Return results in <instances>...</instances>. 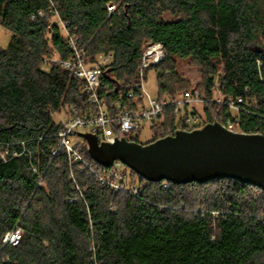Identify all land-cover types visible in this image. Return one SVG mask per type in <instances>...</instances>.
Segmentation results:
<instances>
[{"label":"trees","instance_id":"trees-1","mask_svg":"<svg viewBox=\"0 0 264 264\" xmlns=\"http://www.w3.org/2000/svg\"><path fill=\"white\" fill-rule=\"evenodd\" d=\"M110 4L120 15H109ZM60 22L86 49L87 65L112 56L99 70L113 114L118 102L132 106L126 93L145 45L161 43L159 97L190 89L175 65L189 59L201 70L202 97L212 99L216 83L224 99L242 97L249 107L237 117L240 131L264 133V0H0V25L12 33L0 48V264H264V189L233 178L149 181L131 169L134 196L102 183L115 181L114 168L95 162L85 140L73 145L94 173L60 146L65 125L54 116L93 111L85 80L47 63L75 57ZM203 117L232 120L215 103ZM158 126L185 129L171 110ZM160 129L146 144L161 139ZM16 229L20 243L5 245Z\"/></svg>","mask_w":264,"mask_h":264},{"label":"built area","instance_id":"built-area-1","mask_svg":"<svg viewBox=\"0 0 264 264\" xmlns=\"http://www.w3.org/2000/svg\"><path fill=\"white\" fill-rule=\"evenodd\" d=\"M107 10L109 15H120L119 7L115 4L108 5ZM59 24L65 31L68 44L75 51V57L62 61L55 56L54 59L47 61V63H59L71 71L73 75L85 80V90L88 94L89 103L93 106V111L90 114L73 115L67 123H64L65 128L58 134L61 138L60 146H64L75 160L82 162L93 173L91 164L84 161L79 150L74 147L70 140L75 134H78L81 128L86 130L85 133L96 135L100 143H114L115 138L133 141L134 138L129 139V136L139 132L143 123H149L150 128L159 130L161 128L158 126L159 121L167 110H171L186 129H179L178 131H194L209 124L203 117V109L206 104L215 103L226 107L232 116V120L224 126L231 131L243 133L239 129L237 117L241 111H247L249 104L242 97L224 99L217 83L213 88L214 96L212 99L202 97L196 87L184 90L173 96L164 95L159 97L158 95L155 98L151 97L145 87L146 76L149 71L166 59V50L161 43H148L145 45L142 51L138 82L131 86L126 93L127 100L132 102V106L128 107L123 105L122 102H118L113 107L115 111V114H113L103 96V91H107L108 88L102 86V74L99 70V65H108L112 60V56L103 57L97 65H87L86 49L79 50L77 47L78 38L69 34L64 23L60 22ZM257 62L261 65L260 61ZM176 132L173 134L162 128L160 129L161 139L174 136ZM122 165L120 161H117L112 166L114 170L111 176L115 179L114 182H110L107 178H100V180L102 183L112 186L116 191L130 190L134 196H137L138 188H129L127 186L124 189L121 186ZM165 188H168L167 185ZM21 239L22 233L19 229H16L7 233L3 242L5 245L17 246Z\"/></svg>","mask_w":264,"mask_h":264},{"label":"water","instance_id":"water-1","mask_svg":"<svg viewBox=\"0 0 264 264\" xmlns=\"http://www.w3.org/2000/svg\"><path fill=\"white\" fill-rule=\"evenodd\" d=\"M92 159L110 168L120 161L149 181L205 183L233 178L264 189V135L234 132L215 122L194 131L150 144L124 138L100 143L91 133H79Z\"/></svg>","mask_w":264,"mask_h":264},{"label":"rangeland","instance_id":"rangeland-1","mask_svg":"<svg viewBox=\"0 0 264 264\" xmlns=\"http://www.w3.org/2000/svg\"><path fill=\"white\" fill-rule=\"evenodd\" d=\"M164 19L166 21L174 20L173 17L170 16L169 14H166L164 16ZM52 21L57 22L58 20H57V18H53ZM11 39H12V33L0 25V48L6 49L9 46ZM175 65H176V71L178 73L179 78L181 79V81H183V83H186L185 86L192 88V87L199 86L201 84V82L203 80V77L200 73L201 70L191 60L176 58L175 59ZM45 69L48 70V67H45ZM220 76H223V71L221 69L219 70V74L216 77V80H218V78ZM145 87H146L147 91L149 92V94L151 95V97L155 98L159 95L157 75H156V72L154 70H151L147 73ZM178 90L179 91L177 93H180L184 90V88L178 89ZM71 118H72V115L69 113V111L67 109L61 111L60 113H58L54 116V120L57 123H59V122L67 123ZM85 131H86L85 129L81 128L78 132L84 133ZM154 132H155V129L150 128L149 123H143L141 125L140 131L131 134V136H129V139H133L135 137H138L140 144H146L148 141H150V139H152V137L154 136ZM70 140H71L72 144L84 142V139L80 136L72 137ZM121 170H122V173H121L122 181L127 183V185L130 186L131 188L136 187L139 189V186L137 185L138 184L137 180H136V184L132 185V182L135 179L133 171L124 164L122 165ZM143 185H145V184H142V186ZM166 185L168 187V184L164 183V187ZM210 189L214 190V188H212V187ZM257 194H258V192H257ZM202 206L203 205L199 206L197 204L196 206H193L192 209H194L195 212L201 211L203 208Z\"/></svg>","mask_w":264,"mask_h":264}]
</instances>
